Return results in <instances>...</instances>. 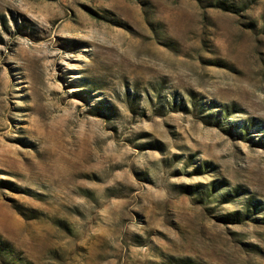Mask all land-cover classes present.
Here are the masks:
<instances>
[{"label": "rangeland", "instance_id": "374dc122", "mask_svg": "<svg viewBox=\"0 0 264 264\" xmlns=\"http://www.w3.org/2000/svg\"><path fill=\"white\" fill-rule=\"evenodd\" d=\"M0 264H264V0H0Z\"/></svg>", "mask_w": 264, "mask_h": 264}]
</instances>
